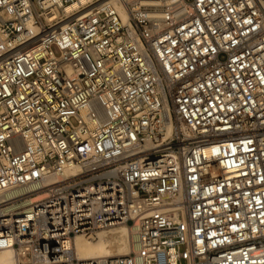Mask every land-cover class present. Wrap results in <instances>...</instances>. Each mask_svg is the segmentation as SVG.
Listing matches in <instances>:
<instances>
[{"label": "built area", "instance_id": "obj_1", "mask_svg": "<svg viewBox=\"0 0 264 264\" xmlns=\"http://www.w3.org/2000/svg\"><path fill=\"white\" fill-rule=\"evenodd\" d=\"M0 195L13 264H264V0H0Z\"/></svg>", "mask_w": 264, "mask_h": 264}, {"label": "bare ground", "instance_id": "obj_2", "mask_svg": "<svg viewBox=\"0 0 264 264\" xmlns=\"http://www.w3.org/2000/svg\"><path fill=\"white\" fill-rule=\"evenodd\" d=\"M88 0H81L85 2ZM75 3L66 7L67 10L75 7ZM115 10L119 13L121 19H125V14L120 5L113 3ZM3 195H0V199ZM74 247L79 257L89 259L92 257L108 255H125L130 247L129 233L123 226L112 227L107 230L97 232V235L88 240L78 236L74 240ZM14 259L10 250H0V264H13Z\"/></svg>", "mask_w": 264, "mask_h": 264}, {"label": "rangeland", "instance_id": "obj_3", "mask_svg": "<svg viewBox=\"0 0 264 264\" xmlns=\"http://www.w3.org/2000/svg\"><path fill=\"white\" fill-rule=\"evenodd\" d=\"M71 122H72L73 124L76 123L74 119H71ZM87 239H88V240H92V239H90V238H87Z\"/></svg>", "mask_w": 264, "mask_h": 264}]
</instances>
